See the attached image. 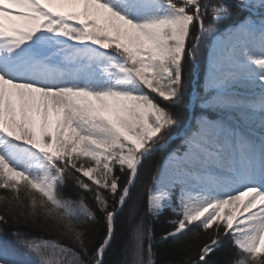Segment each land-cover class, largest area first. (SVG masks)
<instances>
[{
    "label": "snow or ice",
    "instance_id": "6c2138e0",
    "mask_svg": "<svg viewBox=\"0 0 264 264\" xmlns=\"http://www.w3.org/2000/svg\"><path fill=\"white\" fill-rule=\"evenodd\" d=\"M209 14L221 27L235 17L230 31ZM206 35L215 42L197 101L220 118L185 129V151L150 177L145 215L172 209L164 241L206 234L178 264H216L226 244L227 264H264V0H0V234L30 225L71 242L15 230L0 264H106L125 213L118 264H156L133 195L178 125ZM68 180L75 198L62 195Z\"/></svg>",
    "mask_w": 264,
    "mask_h": 264
},
{
    "label": "trees",
    "instance_id": "16d2710c",
    "mask_svg": "<svg viewBox=\"0 0 264 264\" xmlns=\"http://www.w3.org/2000/svg\"><path fill=\"white\" fill-rule=\"evenodd\" d=\"M213 4H218L221 0H211ZM235 17H229L224 23L228 27H221L220 25L214 23L211 19V15L207 18L206 22L211 26L212 29L220 28L221 32L227 33L231 29L232 21ZM212 37L206 35L202 38L200 45L197 49L196 60L197 64L202 67V62L206 55L208 48L210 47ZM194 71V62L190 63L188 68L185 71L184 75V100L183 102L176 107L173 111L178 120V125L172 129L169 133V137L178 133L186 123L189 111V101L190 94L192 90V80ZM180 146V143L177 141H171L168 149L156 152L149 159H147L142 167L140 172L139 180L136 185V191L133 195V202L136 199L137 195L141 197V209L137 216V220L140 217H144L146 225L152 230L154 235L153 248L156 264H178L179 261L186 259L187 254L191 251V248L200 243L206 237V234L200 229H193L187 235L183 236L179 241H164L162 239L163 233L169 227L168 221L170 219H175L172 209H166L160 215L159 218H150L145 215V197L146 189L150 187V177L155 174L156 170L163 163L165 156L172 150L177 149ZM79 189L74 186L72 180H68L66 186L62 189V195L66 197L75 198L79 193ZM6 193L3 190H0V195H5ZM88 202L92 203V197L88 195ZM3 205L0 204V211H3ZM19 230L25 237L36 238L37 236L43 238H50L54 240H59L61 243L69 244L71 243L66 237L62 236L58 232H47L41 227H32L30 225H9L4 226V231L2 232V237L5 240H13L12 235L13 231ZM101 228H96L94 231L89 232V248L95 246L96 238L98 237ZM130 231L129 223L127 222V213L124 217H121V221L117 226V237L116 244L113 246L112 251L107 254L106 264H118L119 261L123 259V253L121 251V239L126 237ZM236 255L235 249L231 248L229 245L220 250L214 257L213 260L216 264H227L231 259H234ZM145 256H147V240L145 241Z\"/></svg>",
    "mask_w": 264,
    "mask_h": 264
},
{
    "label": "rangeland",
    "instance_id": "374dc122",
    "mask_svg": "<svg viewBox=\"0 0 264 264\" xmlns=\"http://www.w3.org/2000/svg\"><path fill=\"white\" fill-rule=\"evenodd\" d=\"M214 40L212 42V46L210 49H208L207 53H206V56L203 60V71H202V78L199 77L198 79V83H196V86L199 88V92H200V95H203L204 92H205V88H206V80H207V76H208V70H209V64H210V55H211V52H212V49H213V45H214ZM199 70V69H198ZM192 93V92H191ZM195 115L193 116V122H192V125H194L196 123L197 120H199L201 117L197 118V116H200L201 114L203 113H207V112H204L202 111V105L199 103L198 106L196 107V110H195ZM208 114V113H207ZM204 118H216V119H219L220 116L218 113H216L215 111L212 112V115L211 117H206V116H203ZM191 118L190 114H189V119ZM185 145H184V148L181 150V151H172V153H169V155L166 157V158H172V157H175L176 155L178 154H182L184 151H185ZM178 149V148H177ZM165 158V160H166ZM164 160V162H165ZM137 202V197L136 199L134 200L133 203H136ZM141 197L139 195V203H138V207H139V212H140V209H141ZM138 212V214H139ZM130 226V230H131V224H129Z\"/></svg>",
    "mask_w": 264,
    "mask_h": 264
}]
</instances>
